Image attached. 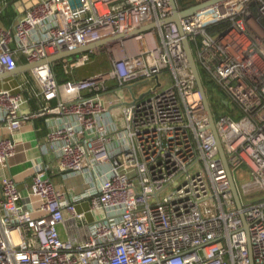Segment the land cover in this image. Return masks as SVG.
Listing matches in <instances>:
<instances>
[{"label": "built area", "instance_id": "obj_1", "mask_svg": "<svg viewBox=\"0 0 264 264\" xmlns=\"http://www.w3.org/2000/svg\"><path fill=\"white\" fill-rule=\"evenodd\" d=\"M173 12L172 0H0V264H264V0L162 23ZM102 54L103 69L58 80L56 67L71 75ZM40 117L47 131L20 184L7 172L15 136Z\"/></svg>", "mask_w": 264, "mask_h": 264}, {"label": "crops", "instance_id": "obj_2", "mask_svg": "<svg viewBox=\"0 0 264 264\" xmlns=\"http://www.w3.org/2000/svg\"><path fill=\"white\" fill-rule=\"evenodd\" d=\"M41 105L42 101L40 100H33L31 102L32 108H37ZM46 131L47 117H40L24 125L22 131L15 136L19 144L17 149L18 152L14 159L9 162L10 170L7 168V172L12 174L20 184H22L24 180H29L30 178V171H25L23 169H27L30 165L29 159L39 154L37 140H41ZM48 159L51 158L49 157ZM52 179L59 185L74 186L76 191H83L86 188L82 178L65 179L61 173L56 171L52 174Z\"/></svg>", "mask_w": 264, "mask_h": 264}, {"label": "water", "instance_id": "obj_3", "mask_svg": "<svg viewBox=\"0 0 264 264\" xmlns=\"http://www.w3.org/2000/svg\"><path fill=\"white\" fill-rule=\"evenodd\" d=\"M172 1H173V6H174V12H173L172 16L162 20V23L175 22L176 24H179L180 18L192 15L196 11H198L200 9H203V8L209 6V5H212V4L216 3V2H218L219 0H208L206 2L195 4L193 6H190L188 8L183 9V10H180V11H177V9L175 8V5H174V0H172ZM151 26L152 25L143 26V27H140L138 29H134L133 31H131L129 33H126V34H123V35H116V36H113V37L105 38L103 40H99V41H95V42L89 43V44H87L85 46L79 47V48H77L75 50H72V51H62V52H59L58 54L49 56V57H47L45 59H42V60H39V61H36V62H31V63H26V64H23V65H19L15 70L6 72L4 75H11V74L19 73V72H24V71H27L28 69H31V68H33V67H35L37 65L42 64V63H51V62L59 60V59H61L63 57L78 55L79 53L88 51L89 49H92V48H95V47H97L99 45H102V44L106 43L109 40H120V39H123L125 37H129V36L135 35V34L141 32V31L149 29ZM183 44H184V49L186 51V54L188 56V60H189V63H190V67H191L192 73H193L194 78H195V80L197 82V86H198V88L201 91H203V85H202V82H201V79H200V76H199V72H198V69H197L193 54H192L191 49H190L189 43H188V41L186 39H184ZM205 101L207 103L206 99H205ZM209 114H210V111H209ZM210 117H211V114H210ZM211 126L213 128V119H212V117H211ZM218 145H219V152H220L221 156L224 159V153H223L222 147H221L219 142H218ZM231 190H232L236 205L239 208L241 206V201H240L239 194H238L237 188L235 186V183H234L232 177H231Z\"/></svg>", "mask_w": 264, "mask_h": 264}, {"label": "rangeland", "instance_id": "obj_4", "mask_svg": "<svg viewBox=\"0 0 264 264\" xmlns=\"http://www.w3.org/2000/svg\"><path fill=\"white\" fill-rule=\"evenodd\" d=\"M103 59H104V55L102 54L101 55V59L96 60L95 62H92V63H96L95 64V67H97V70H95V71H98L99 69H103L104 68V66L102 65V63H100V60H103ZM98 64H101V65L98 66ZM94 69H96V68H94L92 66V70L93 71H94ZM57 70H58V75L60 77L64 76L63 71L60 68H58ZM206 83L207 84L205 86L208 89V99L210 100L211 105L214 108H219L220 107L219 106V99H220V97H222V92H220L218 90V88L214 85V83H212L211 81L207 80ZM147 87H148L147 84H143V85H141L139 87H136V90L137 91H139L140 89L141 90H146ZM115 97H117V96H115ZM127 98H131V94L129 93V91H127ZM230 106L232 107L233 104H230ZM240 170L242 171V168H240ZM247 177H248V174L246 172H241V173L237 174V177H236L237 178V182L236 183H237V186H238V189H239L240 192H241L242 180L245 179V178H247ZM255 195L256 196H261V195H263V193H256ZM242 199L244 201H249V199H254V197L253 196H250L249 199H247V197H243Z\"/></svg>", "mask_w": 264, "mask_h": 264}, {"label": "trees", "instance_id": "obj_5", "mask_svg": "<svg viewBox=\"0 0 264 264\" xmlns=\"http://www.w3.org/2000/svg\"><path fill=\"white\" fill-rule=\"evenodd\" d=\"M8 15H12V11H9L8 12ZM95 64L96 63H88L87 65L85 66H82V67H78L74 70V72L71 74V75H68L63 72L64 76L60 77L58 75V68L59 67H56V72H57V75H58V80L59 81H62V80H66V79H69V78H81V77H85L87 75H89L90 73L94 72L95 70H97V67H95ZM101 65V64H98V66ZM92 66L96 69H94V71L92 70ZM62 70V69H61ZM201 74L203 76V80H204V84L206 85V76L204 75V73L201 71Z\"/></svg>", "mask_w": 264, "mask_h": 264}]
</instances>
